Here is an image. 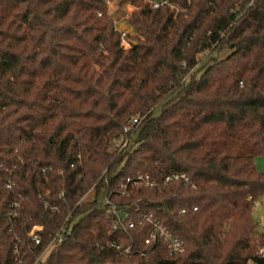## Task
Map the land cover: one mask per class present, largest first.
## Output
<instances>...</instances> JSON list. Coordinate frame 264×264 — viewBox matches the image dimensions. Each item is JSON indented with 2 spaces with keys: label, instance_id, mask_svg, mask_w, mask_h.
<instances>
[{
  "label": "trees",
  "instance_id": "16d2710c",
  "mask_svg": "<svg viewBox=\"0 0 264 264\" xmlns=\"http://www.w3.org/2000/svg\"><path fill=\"white\" fill-rule=\"evenodd\" d=\"M125 1L129 47L106 0H0V264L264 261V0ZM170 171L188 180L163 184ZM138 172L158 185L122 192ZM113 206L135 225L113 229ZM144 211L185 250L146 244ZM120 237L130 253L107 245Z\"/></svg>",
  "mask_w": 264,
  "mask_h": 264
},
{
  "label": "built area",
  "instance_id": "2783aa9c",
  "mask_svg": "<svg viewBox=\"0 0 264 264\" xmlns=\"http://www.w3.org/2000/svg\"><path fill=\"white\" fill-rule=\"evenodd\" d=\"M154 5H157V3H154ZM122 40H124L126 32L122 31ZM139 122V118L134 115L133 117L129 118L127 123L124 125L123 130L124 134L121 136L117 137L114 140V143L112 147L115 149H122L125 147L130 139V132L133 131L135 125ZM44 170V169H43ZM163 184H169L171 181H177V180H188V174L184 172H175V171H170L169 173H166L163 178ZM7 186H11L10 184V179L7 178ZM154 185H158V181L155 180L154 177H151L147 173H142L138 172L135 176L133 177H126L125 180L120 182V187L122 188V192L128 193L127 188L128 187H136V186H147V187H153ZM87 193V192H86ZM85 193V194H86ZM85 195L82 196L81 199H84ZM13 207L15 204L13 203ZM138 207L135 208V211H137ZM192 209H196V206H193ZM15 210L12 208L10 209L7 213L9 215L15 214ZM114 212L117 213L118 218L117 221L113 223V229L117 228L119 226V223L122 219H124L125 224L122 225L121 227L126 228L127 227H133L135 225V221L129 218V214L127 211H118L116 209V206H113V208H109L108 212ZM184 209H181V212H183ZM138 223L142 222H147L149 224L148 227V233L144 239V242L146 244L154 245V243L158 240H161L164 242L165 247H167L168 253L170 255L172 254H177L185 250L184 247V241L180 237V235L176 234L173 230H170L166 224L162 221L160 216L155 214L154 212L151 211H144L141 212L139 217H138ZM42 228L41 224H36L31 227H27L28 229V234L31 235L32 239L36 242H38L41 238L39 234V230ZM65 230V226L61 225V227L53 234L51 239L49 240L48 244L46 247L43 249V254L48 252L55 244L63 240V234L62 231ZM107 245L110 247H113L114 249H117L120 252L125 253H130L131 248L130 244H124L122 241V238L118 239H110L107 242ZM17 248L15 246L14 251H16ZM263 248L260 249L259 253H262ZM241 264H264V261H252V260H247L244 263Z\"/></svg>",
  "mask_w": 264,
  "mask_h": 264
},
{
  "label": "rangeland",
  "instance_id": "374dc122",
  "mask_svg": "<svg viewBox=\"0 0 264 264\" xmlns=\"http://www.w3.org/2000/svg\"><path fill=\"white\" fill-rule=\"evenodd\" d=\"M106 3L108 5V13H110L111 17L114 20L115 27L119 30L124 31L127 33H134L135 30L127 24V18L129 17L132 9L134 8L132 3L129 2H123L119 3L118 0H106ZM131 39L127 38V36L122 40V44L124 47H129ZM228 52L227 48H224L221 52L220 55L224 56ZM208 51L205 50L203 52H199L197 55L198 59H203L205 60L208 56ZM255 164L257 169L264 171V156L262 155H256L254 157ZM93 192V186L90 187L85 194L84 199L88 198L89 196L92 195ZM253 217L254 220L256 221V231H264V200L262 198H259L255 201L254 207H253ZM47 254L44 253L42 258ZM261 254H264V251H262ZM39 258V257H38ZM38 264V263H34ZM106 264H134L130 262H108Z\"/></svg>",
  "mask_w": 264,
  "mask_h": 264
},
{
  "label": "crops",
  "instance_id": "0c3cea01",
  "mask_svg": "<svg viewBox=\"0 0 264 264\" xmlns=\"http://www.w3.org/2000/svg\"><path fill=\"white\" fill-rule=\"evenodd\" d=\"M263 200H264V198H263Z\"/></svg>",
  "mask_w": 264,
  "mask_h": 264
}]
</instances>
